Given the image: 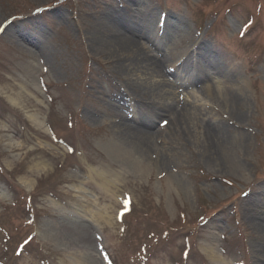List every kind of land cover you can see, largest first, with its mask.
Returning a JSON list of instances; mask_svg holds the SVG:
<instances>
[{"label": "rangeland", "instance_id": "obj_1", "mask_svg": "<svg viewBox=\"0 0 264 264\" xmlns=\"http://www.w3.org/2000/svg\"><path fill=\"white\" fill-rule=\"evenodd\" d=\"M131 6L153 30L137 39L175 57L167 78L202 124L195 139L133 95L117 99L116 62L131 54L90 40L117 0H0V264H257L264 232L247 216L264 215V0ZM166 25L179 35L166 39ZM199 42L209 51L180 68ZM225 85L241 98L235 120L221 93L202 92ZM120 118L163 130L145 157L125 147ZM215 121L228 140L208 149L197 140Z\"/></svg>", "mask_w": 264, "mask_h": 264}, {"label": "bare ground", "instance_id": "obj_2", "mask_svg": "<svg viewBox=\"0 0 264 264\" xmlns=\"http://www.w3.org/2000/svg\"><path fill=\"white\" fill-rule=\"evenodd\" d=\"M119 7L123 9L111 10L106 13L104 18H97L92 22L90 35L91 43L93 47H96L98 50L109 49L112 55H115L116 51H119V55L130 53L128 58L119 60L117 59L116 72L125 77L123 81V86L126 88L125 92L117 96V99H125L124 95H133L140 102V106H143V109H151L156 114H166L167 120L162 118L160 122L169 125V123L176 130L183 131L186 137H193L194 129L196 125L199 128V125L202 124L192 122L190 116V106L186 102H181L179 99L175 100L174 91L175 83H171L167 78L168 74V64L169 60H174L175 57L172 55H154L149 51L145 44L141 43L138 37L147 38L153 34L152 27L149 23H146L143 19L137 18L133 12L131 3L136 0H117ZM179 28L176 27H167L165 26L164 34L165 38H171L175 34L179 35ZM25 38V34L22 35ZM29 42L35 45V42L31 38H25ZM36 41V40H35ZM209 48L205 43H198L196 49L191 50V46L187 50L186 59L180 65V68L188 70L186 67L190 66V57L192 55L201 54L203 52H208ZM189 55V56H187ZM116 56V55H115ZM204 71L201 72L199 77H190L191 82L194 84L199 83V80H206ZM135 75L145 76V82L133 81ZM208 81V80H206ZM230 81V80H229ZM201 83V82H200ZM202 92L208 95L222 94L225 97L229 105V111L234 116L238 115L236 111V106L241 104V98L235 95V92L230 90V87L225 85L223 88H218L214 86H205L202 89ZM130 98V97H129ZM134 98V100H135ZM127 101V100H126ZM152 112V113H153ZM37 119V118H36ZM38 126H42L40 120L35 121ZM138 125H134L132 122L127 119L120 118L117 122L116 129L122 140L124 141L125 147H127L132 154L138 156L139 158L145 157L150 149L154 147V140L159 134L163 133V130H154V121L150 122L146 119H138L135 121ZM226 122L224 121H215L209 124V130H204L202 137H198V142L204 144V147L207 142V146L219 145L220 143L227 142V138L224 137V129ZM207 127V128H208ZM245 137V136H244ZM226 139V140H225ZM241 143L246 141V139H239ZM221 145V144H220ZM209 149V146H208ZM217 150H213V156H215ZM262 207L264 209V198L262 200ZM263 212H260L258 216L257 213H249L247 219H250V223L255 225L257 229L264 232V215ZM82 232V241H85L89 246L91 238L89 235L88 228L83 227ZM257 264H264V244L257 248ZM210 254L213 260L222 262L221 256L216 249L211 246Z\"/></svg>", "mask_w": 264, "mask_h": 264}]
</instances>
